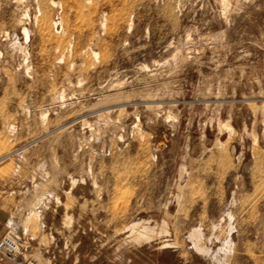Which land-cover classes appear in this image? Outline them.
<instances>
[{
  "label": "rangeland",
  "instance_id": "374dc122",
  "mask_svg": "<svg viewBox=\"0 0 264 264\" xmlns=\"http://www.w3.org/2000/svg\"><path fill=\"white\" fill-rule=\"evenodd\" d=\"M0 212L61 264H264V0H0Z\"/></svg>",
  "mask_w": 264,
  "mask_h": 264
},
{
  "label": "built area",
  "instance_id": "2783aa9c",
  "mask_svg": "<svg viewBox=\"0 0 264 264\" xmlns=\"http://www.w3.org/2000/svg\"><path fill=\"white\" fill-rule=\"evenodd\" d=\"M31 241L10 223L4 222L0 232V256L15 264H61L53 256L39 258L32 251Z\"/></svg>",
  "mask_w": 264,
  "mask_h": 264
},
{
  "label": "crops",
  "instance_id": "0c3cea01",
  "mask_svg": "<svg viewBox=\"0 0 264 264\" xmlns=\"http://www.w3.org/2000/svg\"><path fill=\"white\" fill-rule=\"evenodd\" d=\"M4 219H5V215H3L0 212V232H1L3 225H4ZM0 264H15V263H12L9 260H6L4 257L0 256Z\"/></svg>",
  "mask_w": 264,
  "mask_h": 264
},
{
  "label": "bare ground",
  "instance_id": "6f19581e",
  "mask_svg": "<svg viewBox=\"0 0 264 264\" xmlns=\"http://www.w3.org/2000/svg\"><path fill=\"white\" fill-rule=\"evenodd\" d=\"M48 1V0H47ZM54 2H52L51 4H53ZM56 3V2H55ZM23 30V33H22V35H23V40H25V39H29V32H28V30H26L25 28H23L22 29ZM26 41V40H25ZM23 43H25L24 41H23Z\"/></svg>",
  "mask_w": 264,
  "mask_h": 264
}]
</instances>
